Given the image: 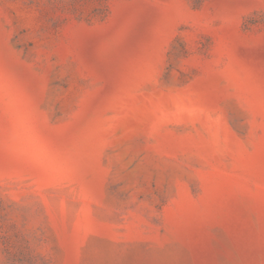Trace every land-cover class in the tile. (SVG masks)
<instances>
[{
	"label": "rangeland",
	"instance_id": "374dc122",
	"mask_svg": "<svg viewBox=\"0 0 264 264\" xmlns=\"http://www.w3.org/2000/svg\"><path fill=\"white\" fill-rule=\"evenodd\" d=\"M0 264H264V0H0Z\"/></svg>",
	"mask_w": 264,
	"mask_h": 264
}]
</instances>
